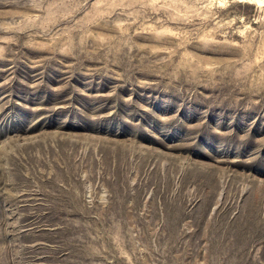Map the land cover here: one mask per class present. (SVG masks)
<instances>
[{"label":"rangeland","instance_id":"rangeland-1","mask_svg":"<svg viewBox=\"0 0 264 264\" xmlns=\"http://www.w3.org/2000/svg\"><path fill=\"white\" fill-rule=\"evenodd\" d=\"M0 264H264V0H0Z\"/></svg>","mask_w":264,"mask_h":264}]
</instances>
